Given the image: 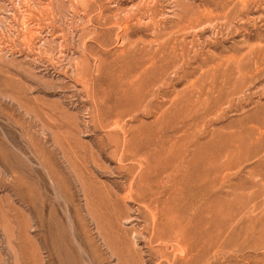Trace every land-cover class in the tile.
<instances>
[{
	"label": "rangeland",
	"instance_id": "rangeland-1",
	"mask_svg": "<svg viewBox=\"0 0 264 264\" xmlns=\"http://www.w3.org/2000/svg\"><path fill=\"white\" fill-rule=\"evenodd\" d=\"M0 264H264V0H0Z\"/></svg>",
	"mask_w": 264,
	"mask_h": 264
},
{
	"label": "bare ground",
	"instance_id": "bare-ground-1",
	"mask_svg": "<svg viewBox=\"0 0 264 264\" xmlns=\"http://www.w3.org/2000/svg\"><path fill=\"white\" fill-rule=\"evenodd\" d=\"M151 1V0H150ZM142 2V1H141ZM127 14V13H126ZM134 16V15H133ZM195 18V17H194ZM213 26V25H212ZM208 28V27H207Z\"/></svg>",
	"mask_w": 264,
	"mask_h": 264
}]
</instances>
